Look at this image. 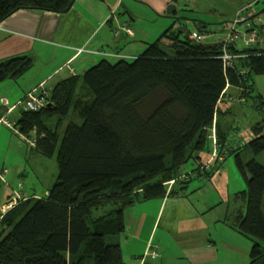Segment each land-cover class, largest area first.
I'll use <instances>...</instances> for the list:
<instances>
[{
	"label": "trees",
	"instance_id": "16d2710c",
	"mask_svg": "<svg viewBox=\"0 0 264 264\" xmlns=\"http://www.w3.org/2000/svg\"><path fill=\"white\" fill-rule=\"evenodd\" d=\"M75 1L0 0V23L21 9L65 13ZM171 31L137 57L115 63L102 59L90 67L83 76L93 94L90 103L75 100L63 83L48 106L22 111L20 132H37L35 150L56 155L59 174L48 197L26 198L0 219V264H122L125 209L186 188L191 178H181L182 167L201 160L211 146L209 130L227 87L241 88L244 98L254 89V76L264 75V47L228 42L230 53L244 56L225 68L224 42L196 41ZM164 37L170 45L161 44ZM32 65L27 55L0 62V83L19 78ZM70 110L83 122L59 144L45 120ZM254 130L250 145L264 154L263 124ZM236 162L247 187L235 198L247 209L237 210L234 225L253 240L250 264H264V164L256 158L244 162L239 154Z\"/></svg>",
	"mask_w": 264,
	"mask_h": 264
},
{
	"label": "crops",
	"instance_id": "0c3cea01",
	"mask_svg": "<svg viewBox=\"0 0 264 264\" xmlns=\"http://www.w3.org/2000/svg\"><path fill=\"white\" fill-rule=\"evenodd\" d=\"M51 1L59 2L61 0ZM125 1L126 0H76L73 7L65 13L43 9H21L0 23V62L18 55H27L33 59L32 67L22 76L17 79H7L0 83V130L4 124L1 122L3 118H7L18 127L17 122L20 120L22 116L21 113L24 109H22V107L18 109V107L15 106L27 93L34 89L40 90V88H42L43 91H40V93L44 91L53 93L59 85L68 83L71 87L72 97L75 100L87 104L75 98L76 92L80 87L84 88L85 92L89 94L85 85L81 83V78H83L84 73L96 62L107 57L115 56H101L92 52L89 54H96V56H88L86 54L81 56L77 54L78 49L91 48V51H100L103 47L106 48L107 45L110 47V49H107L110 50V53H123V55L117 54L118 57L120 55L126 56V58L132 56L137 57L149 44L157 41L162 33L170 27L176 33H181L182 30H178L179 27L177 24L185 18L183 12H193V9L190 8L189 5L180 4V6H178L177 2L173 3L171 0H127L129 7L125 5V9H121L120 11V8H118L116 12L115 9L118 4L121 3L120 6H123ZM263 1L264 0H253L248 2V0H242L234 8L235 12L233 18L236 14L238 16L239 13H244L243 11H246V17L251 19L252 16L255 15L254 12H259L260 10L255 11L250 8V6L252 7L253 3L259 4ZM135 3L146 6L149 11L140 9L141 13H134L130 8H134ZM170 4L176 5V10L173 11L172 14H168L166 10V7ZM113 10H115L114 13ZM142 11H145V13ZM153 15L157 18L154 19ZM138 18H147L148 20L149 18H153L158 24V28L154 29L142 26V28L145 29L134 30L133 24H135L134 22H136ZM186 19L193 20L192 18ZM68 20L72 22L70 23ZM84 21L88 22L87 25H85ZM122 22H126L134 28V35L128 36L125 33L115 35V29H117L119 25L121 26ZM230 22L229 20V22L221 27L225 35L223 40L212 43L225 42L228 28L231 24ZM245 24L247 25V23ZM187 25L188 23L186 24V30L188 31L200 30L196 26L190 29ZM86 30L87 32L84 33ZM137 31L141 34H138ZM81 33L84 35L81 36ZM98 34H101V36L99 37ZM137 36L139 37L138 39ZM130 38L133 40L130 41ZM167 42L168 41L165 42V45L168 46L171 44ZM240 42L243 43L242 40H240ZM243 46H245L244 43ZM138 51H140L139 54H137ZM235 88L237 87L229 86L225 90L219 109L220 112H225L221 110V108H223V104H228L227 101L228 98L230 99V94L238 95L240 100L243 99L241 88H238L239 90L236 89V93L232 91V89ZM220 112L215 119L217 123L215 129L218 131L219 135H221L220 137H222V142L220 144L221 149L230 152L231 149L227 147L226 141H228L231 128L221 125ZM9 116L12 118L10 119ZM52 118L46 119L45 122L50 120L49 126H51L59 136L58 130L51 122ZM262 121L263 120H259L257 124L262 123L264 125ZM66 125L67 123H63V127ZM56 127L58 128V126ZM78 127L79 126H76L74 130ZM74 130H72V132ZM15 133L24 141L20 132ZM236 144L237 147L234 149L238 150L240 145H238V143ZM30 147L34 160L38 161L41 157H46L35 150V144ZM238 154L239 153H237V155ZM210 159L211 158L208 160ZM224 161L225 160H223V162ZM221 162L218 164H222ZM224 163L222 166H224ZM4 165L0 166V186L2 185L1 183L7 181L8 169L5 168ZM225 172H227V177L224 180L226 192L227 195L231 193V197H227L228 199L223 197V199L214 200L213 194L211 192L208 193L212 187H215V189L217 188L215 182H213L214 178L212 181L208 180L207 183H205L202 178H199L195 181L191 180L192 182L190 181L186 185V188L179 194L166 196L164 198L142 200L143 202L141 204L146 205L139 206V218L132 219L131 217L127 221L125 219L126 230L125 233L119 237V242L123 249L122 264H222L223 256H227L230 260H233L232 264H247L246 256H244L243 259L240 256L243 255L241 252L247 249L248 244L242 240L243 233L234 225V217L237 210L244 212L241 207L234 205L238 203L235 198L236 193L243 191L241 190L243 182L236 176L234 170L231 169L228 171L225 169L223 173ZM208 173L209 171H205L206 175H208ZM203 174L204 173L201 172L195 177L198 178ZM21 179L23 180V177H21ZM198 181L200 184H198ZM244 182L246 184L245 179ZM22 183H24V180L19 182L18 189L13 188L14 190H11V193L9 192L2 195L0 198V215L4 213L3 206L7 205V203L15 197V193L19 192L21 198H30L39 195L36 194L37 190H33L32 192L23 191ZM208 183H211L212 187L207 185ZM220 185H222V183ZM191 186L194 188L190 189ZM48 191L46 193H48ZM205 194H209L211 198H208ZM209 204L210 206L208 208L207 205ZM167 206H169L170 209L169 213L176 211V213L182 215V217L174 222L170 220L167 228L164 227L157 236L158 228H156V221L157 218L163 214ZM128 208L124 211V217ZM150 208L153 209L152 212H156L155 216L150 215ZM137 227L139 229L138 232L134 231ZM147 228L148 230H145ZM170 229L176 230L177 235L173 236ZM145 231L146 234H143ZM135 232L136 234H134ZM127 233L130 235L125 237ZM127 246L130 247L126 248ZM167 250H170L172 253H167ZM224 250H226V253H223ZM124 252L126 254H124ZM155 252L157 256L151 255V253ZM250 263L251 256L249 264ZM78 264L87 263L81 260ZM90 264L102 263L91 262Z\"/></svg>",
	"mask_w": 264,
	"mask_h": 264
},
{
	"label": "rangeland",
	"instance_id": "374dc122",
	"mask_svg": "<svg viewBox=\"0 0 264 264\" xmlns=\"http://www.w3.org/2000/svg\"><path fill=\"white\" fill-rule=\"evenodd\" d=\"M171 1H173V3L177 2L178 6H180V4H187L190 6V8L193 9V12L192 11H189V12L184 11L183 12L185 15V18L182 19L177 24L179 27L178 30L181 29L182 32L178 33V34L179 35L187 34L188 37H190V31L186 30V24L188 23V25H187L188 28L191 29L192 27L196 26L200 29L198 31L200 32V34L205 35V38L203 41H205L206 43H212V42H216L219 40H223L225 35L223 34L221 27L224 24H226L227 22H229V20L231 21L230 22L231 23L230 27H231L233 22L238 21L241 17L247 16V14H245L247 12L243 11L244 13H239L238 16L236 14L235 17L233 18V15L235 12L234 8L242 0H171ZM251 1H253V0H248V2H251ZM263 2H261L259 4L253 3V5L251 4L252 7L250 6V8L254 9L255 11L260 10L259 12H254L255 15L252 16L251 19L249 18V22L253 24V27L257 25L258 29H260V27H262L264 25V12L262 11V9L264 8ZM120 5H121V3H119L117 8L115 9L116 12H117L118 8H120V11H121V9H125V5L127 7H129L127 0L125 1V4L123 6H120ZM140 9H146L149 11V9L146 6H144L140 3H135V7L132 9L130 8V10H132L136 14L141 13ZM167 9H168V6L166 7V10ZM115 10H113V12ZM142 12L145 13V11H142ZM178 12H180V11H178ZM153 17H154V19L157 18L154 15H153ZM258 17L261 18V21L259 23H257V21H254ZM186 18H192L193 20H189ZM194 18H196V19H194ZM253 18H254V20H253ZM154 19L149 18V20H148L147 18H144V19L138 18V20L136 22H134L135 24H133L134 28H135V29L134 28L133 29L134 30L145 29V28H142V26L147 27V28H154V29L158 28V26H157L158 24L156 23V21ZM68 21H70V23L72 22L71 20H68ZM84 22H85V25H87L88 22L87 21H84ZM123 23H126V22H122V24ZM119 27H120V25H119ZM119 27H117V29H115V35L118 32ZM129 27H131V26L129 25ZM175 27H176V25H175ZM230 27L228 28V32L230 31ZM237 28L241 32H247V30H248V26L245 23H238ZM86 32H87V30L84 33H86ZM171 32H174V30L172 29ZM123 33H125V32H123ZM137 33L141 34L139 31H137ZM82 35H84V34L81 33V36ZM98 35H99V37L101 36V34H98ZM126 35L130 36V34H128V33ZM138 38L139 37L137 36V39ZM129 40L131 41L133 39L130 38ZM166 41L170 42V39L167 37H164L161 44L163 46H165ZM196 41H201V40H196ZM237 45H238V47H242L243 43L239 41L237 43ZM107 49H110V47L107 45H106V48L103 47V49L100 51H94V50L91 51V48H81V49L77 50V54L81 55V56L85 55V54L88 56H90V55L96 56V54H89L90 52H92V53H97V55H101V56L102 55L115 56V57L104 58V59L109 60L112 63H115L119 58H121L120 56L118 57L117 54L123 55V53H119V52H114L113 53L114 55H113L112 53H110V50H107ZM139 53H140V51H138L137 54H139ZM82 58H84V57H82ZM123 58H126V56H123ZM132 58H133V56L130 57V59H132ZM81 83L83 85H85L86 90L89 91V94H88V92H85L84 88L80 87L79 90L76 92L75 98L80 99V100L84 101L85 103H90L91 99H92V95H93L92 91L85 84L83 78H81ZM82 87H84V86H82ZM236 89H238V88L232 89V91L236 93L237 92ZM40 90H42V88H40ZM47 95H48L47 96L48 101L50 103L52 93L47 92ZM227 103L228 104H223V108H221V110H224L225 112L224 113L220 112V122H221L222 126L231 128L228 141H226V145H227V147H230L231 151L229 152L228 150H224V151L222 150V152H221L219 150V143H218L217 136L215 137L216 144L213 143L214 140L212 141V139L209 137V139L211 140L212 154H213V148L216 145L217 150L219 152V155L223 158V160H225L224 162L226 164L224 162H223L224 166H222L223 163L222 164H215L216 162H218V163L221 162L219 157H218L217 159H215L216 162L214 161L212 163L213 168H211L209 170L208 175H206L205 172H203L204 174L201 175L200 177H198V178L195 177L201 173V172L198 173L199 171H206L209 168V167H207V163L200 165V166H199V164L201 162H207V160L209 158H214L211 155V153L208 152V148H211L210 144H208L207 149H205L201 153V158H202L201 160L194 161V162L190 161V163L183 166L182 170H181V178L184 179L185 181H187V179H190V178L192 181H195V180H198L199 178H202L205 181V183H207L208 180L212 181V179L214 178L213 182H215V185L217 187L216 189H215V187H212L211 183L207 184V185H210V187H212V189L209 190L208 193L211 192L213 194L214 200L223 199V197H226V198L231 197V193H230V195H227L226 186L224 183V180L227 177V172L223 173V171L225 169L228 171L231 169L234 170L236 176L239 179H241L243 182L242 183L243 186H242L241 190L246 189L244 177H243L242 173L240 172L238 165H237V162H236L237 153L240 154V156L244 162H247L252 158H256L259 162L264 164V154L263 153L262 154L255 153V151L253 150V148L250 145V142L255 137L254 127L256 126L257 122L259 120H263L262 122H264V75H255L254 76V90H252L251 93L246 94L242 100L239 99L238 95L236 96V95L230 94V99L228 98ZM9 118L11 119L12 117L9 116ZM51 122L53 123V125L55 126V128L59 132V138H60L59 144H60L62 141H64L71 134L72 130H74V128L76 126H81L83 121L78 116V114L74 110H72L71 113H69L67 116H55V117H53ZM49 123H50V120H47L46 124L49 125ZM63 123H67V125L63 127ZM56 126H58V128ZM15 131H16L15 128L10 127L6 124L5 125L3 124L2 129L0 130V166L5 164L4 165L5 168L8 169V174H7V179H6L7 181L4 183H1L2 185L0 186L1 187L0 188V198L2 197V195H5V193H9V192L11 193V190H14L13 188L18 189L19 188V182L23 181V180H24V183H22V190L23 191L26 190V191L32 192L33 190H37L36 194H39L38 195L39 197H43V198L45 197L46 198V197H48V196H46V194H47L46 192L54 184V182L56 181L58 174H59L57 156L54 155L53 157H41L40 160H38V161L34 160V156H32V154H31L32 149L26 143H28L27 140L29 139V137H32V138L36 139V141H37V132L34 130L31 132V134H29L30 136L27 135L28 137L24 138V141L26 142L25 143L24 141L21 140L19 135H17L15 133ZM262 133H264V125H263V132ZM25 136L26 135L24 134V137ZM237 140H239V141H237ZM236 143H238V145H240L238 150L234 149L237 147ZM194 173H196V174H194ZM221 173H223V174H221ZM21 174H25V175H21ZM24 176H26V177H24ZM21 177H23V180L21 179ZM221 183H222V185H220ZM198 184H200L199 181H198ZM207 185H205V186L208 187ZM191 188H194V187L191 186L190 189ZM204 191H206V190H204ZM205 195H207L208 198H211L209 194H205ZM38 196H35V197L38 198ZM14 198L16 199V202H20V201H23L26 199V197L21 198L19 192L15 193ZM142 202L143 201L136 202V204L134 206H132L131 208H128L126 210V212H125L126 221L129 220L131 217H132V219H138L139 218V215H140L139 206L140 205H146V204H141ZM216 202H218V201H216ZM144 203H149V202H144ZM234 205H236L237 207H241L246 212V209H247V203L246 202L240 200L238 203H236ZM209 206H210V204L207 205L208 208H209ZM12 208H10V209H12ZM152 210L153 209L150 208L149 213L151 216H155L156 212H152ZM169 211H170L169 206H167L165 208L163 214H161L157 218V221H156V224H157L156 228H158L157 236L163 230L164 227L167 228V225L169 224L170 220H172L174 222L178 218L182 217V215H178L176 213V211H172V213H169ZM263 211H264V202H263ZM183 214H185V213H183ZM145 230H148V228ZM134 231L138 232L139 231L138 227L135 228ZM170 231L172 232L173 236L177 235L176 230L170 229ZM136 232L134 234H136ZM143 234H146V231ZM129 235L130 234L127 233L125 237H127ZM239 236L241 238L240 233H239ZM245 236L246 235L242 234V240L248 244V247L245 251L241 252L243 255H241V256L239 255V256L242 259L244 256H246L247 264H249V262H250V251H251V248L253 246V241L250 237H248V236L245 237ZM137 245H139V244H137ZM129 247L130 246H127L126 248H129ZM167 253L171 254L172 252L170 250H167ZM223 253H226V250H224ZM124 254H126V253L124 252ZM222 258H223L222 264H232L233 263V260H230L227 256H223Z\"/></svg>",
	"mask_w": 264,
	"mask_h": 264
},
{
	"label": "built area",
	"instance_id": "2783aa9c",
	"mask_svg": "<svg viewBox=\"0 0 264 264\" xmlns=\"http://www.w3.org/2000/svg\"><path fill=\"white\" fill-rule=\"evenodd\" d=\"M254 21H257V23H259L261 21V18L258 17ZM238 23H247V26H248L247 32L239 31L238 28H237V24ZM252 27H253V24L249 22V17H241L238 21L232 23L230 31L228 32L227 38H226V40L224 42L225 43V45L223 47L224 52L221 55V58H222V60L224 62V65H225V68L233 67L234 66V60L236 58L244 56V54H232V53H230L228 51L227 47H226V44L228 42H236L237 43L238 41L242 40L246 47L253 46V45H260V46L264 47V29H261V28L259 29L260 32L262 33L261 34L259 32V30L258 31L257 30H253V29L249 30ZM123 32H125L126 34L128 33L131 36L134 35V33H135L133 28L129 27V25L127 23L121 24V26L119 27L118 32L116 33V35H120ZM190 38L203 41L204 38H205V35L200 34V32L198 30H194V31H190ZM120 57L123 58L122 55H120ZM38 91H42V90L34 89V90L30 91L29 93H27L26 96L22 100H20L16 104L15 107L23 106L24 109L27 110V111H39V110L45 108L46 106H48L49 101H48V97H47L48 96L47 95V91H44V92H41V93L38 92ZM1 122H3L4 124H6V125H8L10 127L15 128V130H16L15 132L19 133V129L16 127V125H14V123L9 121L7 118L1 119ZM211 131L212 132L209 134V137L212 139V141L214 140L213 143L216 144L215 127H213L211 129ZM29 139L27 140L28 145H30V146L34 145L35 144V140L31 139V138H29ZM212 156L214 158H211L209 160V162L207 163V167H211L212 163H213V160L217 159L218 157H219L220 161H223V158L219 155V152L217 150V146L216 145L213 148ZM172 182H174V181H172ZM15 204H17V202H16V199L13 198L11 201H9L7 203V205L3 206L4 213L9 211V209L12 208ZM4 213L0 215V219L2 218ZM151 255L157 256V253L156 252L155 253H151Z\"/></svg>",
	"mask_w": 264,
	"mask_h": 264
},
{
	"label": "bare ground",
	"instance_id": "6f19581e",
	"mask_svg": "<svg viewBox=\"0 0 264 264\" xmlns=\"http://www.w3.org/2000/svg\"><path fill=\"white\" fill-rule=\"evenodd\" d=\"M262 47V46H261ZM224 63V62H223ZM19 107H22V109H24V107L23 106H18V109H19ZM24 111H27V110H25L24 109ZM213 127H215L216 128V120H214V123H213V126H212V128ZM18 129H19V127H18ZM215 131H216V129H215ZM19 132H20V130H19ZM212 131H211V129L209 130V134L211 133ZM21 133V132H20ZM21 135L23 136V138H27L28 136L26 135L25 137H24V134H22L21 133ZM216 136H217V133H216ZM29 138H31V139H34V138H32V137H29ZM35 140V143H36V139H34ZM211 155H212V153H211ZM215 160H213V162H214ZM209 162V160L207 161V162H205L204 164H206V163H208ZM216 162V161H215ZM212 168V166L211 167H209L206 171H209L210 169ZM200 172H205V171H199L198 173H200ZM194 174H196V173H194ZM192 175V174H191ZM172 181H174L175 182V180H171V181H169L167 184L169 185V187H171L172 185H174V182H172ZM49 195V191H48V193L46 194V196H48ZM21 197V196H20ZM38 198H43V197H38ZM18 203V202H17Z\"/></svg>",
	"mask_w": 264,
	"mask_h": 264
},
{
	"label": "water",
	"instance_id": "95a60500",
	"mask_svg": "<svg viewBox=\"0 0 264 264\" xmlns=\"http://www.w3.org/2000/svg\"><path fill=\"white\" fill-rule=\"evenodd\" d=\"M175 10H176V5H174V4H170V5L168 6L167 13H168V14H172V12L175 11Z\"/></svg>",
	"mask_w": 264,
	"mask_h": 264
}]
</instances>
